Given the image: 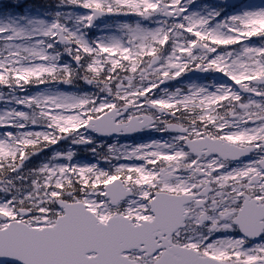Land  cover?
<instances>
[{
  "label": "snow or ice",
  "instance_id": "obj_1",
  "mask_svg": "<svg viewBox=\"0 0 264 264\" xmlns=\"http://www.w3.org/2000/svg\"><path fill=\"white\" fill-rule=\"evenodd\" d=\"M0 264H264V0L0 5Z\"/></svg>",
  "mask_w": 264,
  "mask_h": 264
},
{
  "label": "flooded vegetation",
  "instance_id": "obj_2",
  "mask_svg": "<svg viewBox=\"0 0 264 264\" xmlns=\"http://www.w3.org/2000/svg\"><path fill=\"white\" fill-rule=\"evenodd\" d=\"M14 2V0H0V5Z\"/></svg>",
  "mask_w": 264,
  "mask_h": 264
},
{
  "label": "rangeland",
  "instance_id": "obj_3",
  "mask_svg": "<svg viewBox=\"0 0 264 264\" xmlns=\"http://www.w3.org/2000/svg\"><path fill=\"white\" fill-rule=\"evenodd\" d=\"M33 3H40V1H39V0H32V1H31V4H33ZM31 4H30V5H31Z\"/></svg>",
  "mask_w": 264,
  "mask_h": 264
}]
</instances>
